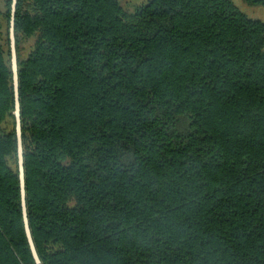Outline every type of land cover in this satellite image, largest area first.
I'll list each match as a JSON object with an SVG mask.
<instances>
[{
    "label": "trees",
    "instance_id": "16d2710c",
    "mask_svg": "<svg viewBox=\"0 0 264 264\" xmlns=\"http://www.w3.org/2000/svg\"><path fill=\"white\" fill-rule=\"evenodd\" d=\"M16 0L25 209L41 264H264V22L231 0ZM264 8V0H241ZM0 8V264L21 214Z\"/></svg>",
    "mask_w": 264,
    "mask_h": 264
},
{
    "label": "water",
    "instance_id": "95a60500",
    "mask_svg": "<svg viewBox=\"0 0 264 264\" xmlns=\"http://www.w3.org/2000/svg\"><path fill=\"white\" fill-rule=\"evenodd\" d=\"M15 5H16V0H11L10 13H9L10 16H9V27H8V39H9L10 67L12 73V88H13V98H14L13 115L15 121L17 171H18V183H19V192H20V205H21V214H22L25 237L27 240V244L31 256L35 264H41L31 239L27 218H26V209H25L24 174H23L20 117H19V104H18V92H17V66H16V55H15L14 35H13V20H14Z\"/></svg>",
    "mask_w": 264,
    "mask_h": 264
},
{
    "label": "rangeland",
    "instance_id": "374dc122",
    "mask_svg": "<svg viewBox=\"0 0 264 264\" xmlns=\"http://www.w3.org/2000/svg\"><path fill=\"white\" fill-rule=\"evenodd\" d=\"M122 8L127 12H133L136 8L145 3L144 0H117ZM233 4L250 19L264 22V8L256 6H246L241 0H231ZM6 0H0V8L5 9Z\"/></svg>",
    "mask_w": 264,
    "mask_h": 264
}]
</instances>
